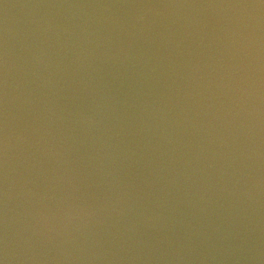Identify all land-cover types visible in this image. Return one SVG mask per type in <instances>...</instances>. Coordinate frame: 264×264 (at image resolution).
Wrapping results in <instances>:
<instances>
[{
	"label": "water",
	"instance_id": "obj_1",
	"mask_svg": "<svg viewBox=\"0 0 264 264\" xmlns=\"http://www.w3.org/2000/svg\"><path fill=\"white\" fill-rule=\"evenodd\" d=\"M0 264H264V0H0Z\"/></svg>",
	"mask_w": 264,
	"mask_h": 264
}]
</instances>
